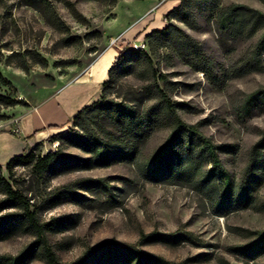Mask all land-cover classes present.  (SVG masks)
<instances>
[{
	"label": "rangeland",
	"instance_id": "rangeland-1",
	"mask_svg": "<svg viewBox=\"0 0 264 264\" xmlns=\"http://www.w3.org/2000/svg\"><path fill=\"white\" fill-rule=\"evenodd\" d=\"M69 1L73 7L65 0H0V94L39 101L73 79L112 38L123 36L115 45L128 50L143 41L152 63L129 56L106 94L123 107L144 110L161 98L154 82L163 89L167 106L151 136L138 146L140 160L150 161L181 124L208 147L212 161L205 171L220 167L224 185L231 179L239 181L251 147L264 137V106L250 104L251 96L264 90V69L243 75H236L234 69L249 56L264 30L235 36L216 15L228 5H247L264 14V0H221L217 8L201 1L191 7L187 21L165 14L159 18L160 27L162 21L172 22L182 30L167 39L148 38L146 33L153 12L165 0ZM196 46L210 62L208 73L198 69ZM36 52L47 59L46 66L32 58ZM150 89L154 94L148 97ZM6 108L0 106V114ZM69 127L73 129L68 131ZM58 132L61 139L41 143L43 153L61 148L70 155L92 157L74 143L87 137L72 121ZM90 135L93 140L101 138L97 129ZM1 178L23 190L42 221L57 219L48 238L62 264L73 263L86 249L110 238L173 264H264V253L252 258L235 251L258 243L264 235V210L248 206L217 214L209 200L190 186L146 180L135 163L114 162L42 176L32 166L3 168L0 218L17 211L2 207L7 202ZM86 178L98 184L68 196V190ZM252 198L257 206L264 204V179ZM142 231L179 232L187 238L177 244L144 243ZM33 239V234L23 231L0 237L4 264H17L18 254ZM27 264L47 263L38 253Z\"/></svg>",
	"mask_w": 264,
	"mask_h": 264
},
{
	"label": "trees",
	"instance_id": "trees-1",
	"mask_svg": "<svg viewBox=\"0 0 264 264\" xmlns=\"http://www.w3.org/2000/svg\"><path fill=\"white\" fill-rule=\"evenodd\" d=\"M66 3L73 7L69 0ZM115 3L117 0H104ZM210 3L212 8H217L221 0H181L167 14V18L187 21L191 16V7L199 2ZM217 21L228 25L235 36H253L259 30H264V14L255 8L247 5H228L217 11ZM169 19V20H170ZM174 32H182L172 22L161 29H153L148 38L167 39ZM198 69L210 72V62L205 58L199 46L194 50ZM145 58L150 64V55L142 48L126 47L120 52L115 63L109 69V78L102 85V96L99 100L83 107L72 119L73 126L84 133L85 141L79 143L91 158H82L64 153L61 148L49 150L46 153L41 151V143L34 146H27L18 155L12 157L5 165L0 164V171L6 168L19 165L32 166L42 176L46 172L61 173L76 169H89L98 165H109L114 162L135 163L138 171L146 180L153 182H171L185 184L201 193L209 200L217 214L224 215L233 210H240L248 206L264 210V204L257 206L253 200V194L264 179V137H261L250 149L249 161L239 181L229 180L223 184L221 176L222 169L212 168L208 172L204 170L207 162H211V154L208 147L203 144L202 138L192 131L179 124L170 143L159 149L150 161H142L138 156V146L143 145L151 136L159 123L162 110L167 103L163 89L157 82H154L156 93L160 99L152 103L146 109L132 110L123 107L121 104L107 99L108 89L113 85L115 72L119 67H124L129 59ZM264 36L260 38L250 51L249 56L240 66L234 69L236 75H243L252 71L264 69ZM32 58L42 66L47 65V59L36 52ZM73 62V61H72ZM66 62V63H72ZM154 76L156 75L153 70ZM148 97H151L152 90H146ZM17 104L28 105L25 100H18L13 95L0 94V106L11 107ZM250 104L264 106V90L257 92L250 98ZM6 113L0 114V120L7 119ZM71 127L68 131H71ZM97 129L101 138L93 140L91 131ZM62 132H58L47 139H61ZM2 179L3 192L7 204L2 207H15L16 212H11L0 218V237H9L17 231L29 232L34 239L28 243L18 254L17 264H27L39 253L44 256L47 264H62L59 256L50 244L48 232L54 229L58 223L57 219L42 221L32 203L23 190L14 187L11 182ZM93 178L82 179L68 190V196L79 195L74 190L86 189L89 186L97 185ZM64 194V195H67ZM243 229V228H241ZM185 234L179 232L160 233L152 232L146 234L141 232L142 242H167L177 244L186 239ZM236 252L245 256L255 258L264 253V235L258 243L246 248H237ZM0 264H4L0 257ZM71 264H173L170 261L151 253L138 249L135 245L118 241L115 238L104 239L93 247L86 249L85 253Z\"/></svg>",
	"mask_w": 264,
	"mask_h": 264
},
{
	"label": "crops",
	"instance_id": "crops-1",
	"mask_svg": "<svg viewBox=\"0 0 264 264\" xmlns=\"http://www.w3.org/2000/svg\"><path fill=\"white\" fill-rule=\"evenodd\" d=\"M181 0H165L153 12L154 19L146 27V33L161 29L159 18L177 6ZM124 40L123 36L117 37ZM143 42V41H142ZM123 47L109 44L76 75L57 91L47 94L28 105L17 104L5 109L7 119L0 120V164L21 154L27 146L44 142L49 136L68 126L74 116L86 105L99 100L102 85L109 78V69L115 63Z\"/></svg>",
	"mask_w": 264,
	"mask_h": 264
},
{
	"label": "built area",
	"instance_id": "built-area-1",
	"mask_svg": "<svg viewBox=\"0 0 264 264\" xmlns=\"http://www.w3.org/2000/svg\"><path fill=\"white\" fill-rule=\"evenodd\" d=\"M117 41H123V40H120L118 39L117 37L116 38H112V40L110 41V44H116ZM134 48H142V49H146V43L145 42H139V43H135L133 44ZM125 46H127V44H125ZM124 46V47H125ZM56 143V142H55Z\"/></svg>",
	"mask_w": 264,
	"mask_h": 264
}]
</instances>
